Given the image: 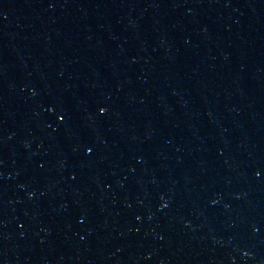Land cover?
Segmentation results:
<instances>
[{"label": "water", "instance_id": "obj_1", "mask_svg": "<svg viewBox=\"0 0 264 264\" xmlns=\"http://www.w3.org/2000/svg\"><path fill=\"white\" fill-rule=\"evenodd\" d=\"M0 264H264V0H0Z\"/></svg>", "mask_w": 264, "mask_h": 264}]
</instances>
